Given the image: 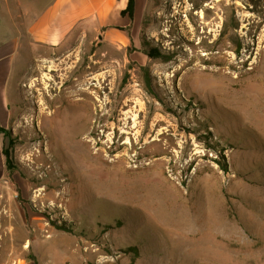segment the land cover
<instances>
[{
	"label": "rangeland",
	"instance_id": "1",
	"mask_svg": "<svg viewBox=\"0 0 264 264\" xmlns=\"http://www.w3.org/2000/svg\"><path fill=\"white\" fill-rule=\"evenodd\" d=\"M112 27L22 74L0 264H264V0H138ZM57 105L87 155L39 125ZM77 164L123 193L78 192Z\"/></svg>",
	"mask_w": 264,
	"mask_h": 264
},
{
	"label": "crops",
	"instance_id": "2",
	"mask_svg": "<svg viewBox=\"0 0 264 264\" xmlns=\"http://www.w3.org/2000/svg\"><path fill=\"white\" fill-rule=\"evenodd\" d=\"M128 0H0V126L8 128L13 94L27 72L37 46L58 47L81 40L88 32L110 43L114 25L125 26ZM138 0H135L137 12ZM124 38V31L119 30ZM0 131V194L7 168Z\"/></svg>",
	"mask_w": 264,
	"mask_h": 264
},
{
	"label": "bare ground",
	"instance_id": "3",
	"mask_svg": "<svg viewBox=\"0 0 264 264\" xmlns=\"http://www.w3.org/2000/svg\"><path fill=\"white\" fill-rule=\"evenodd\" d=\"M81 92H82V94L87 93L86 90H81ZM51 99L55 100V97H53ZM69 107H70L69 105H66V106L57 105L54 108V110H51V112L42 111L41 114L43 116V119L39 123V125L41 127H45V129H49L50 128V120H51L50 117L56 116L55 122L57 123V127L62 126V125H63V128L66 127L65 126V115H67V111L70 110ZM72 121H73V119H72ZM64 129H65L64 130V135H65V131L67 129L66 128H64ZM58 134L62 137L60 139H58L57 149H60L62 153L65 152L66 148H68V150L72 151L75 155H78V156L87 155L89 153V151H86L85 146L82 143H80L78 140L74 139V138H76L75 133L72 136H70L69 138H67L66 135H65L66 136L65 137L62 133H60V131H58ZM63 136H64V138H66V140H64ZM49 148L51 149L52 147L49 146ZM75 166L78 167V169L80 170V174L86 180V182L82 184L84 186V189L80 188V190L79 189L77 190L78 192L84 191V192H87L93 196H101L104 194L109 195V193H110V196H114V197L118 196L119 193H123V190L120 191V188H118L119 186H117L116 184L111 183L110 186H107V185L100 183V182L91 181L90 179H88V175L81 171L82 166L80 164H77ZM64 192H67L66 188H64ZM155 209H157V206L155 207Z\"/></svg>",
	"mask_w": 264,
	"mask_h": 264
},
{
	"label": "trees",
	"instance_id": "4",
	"mask_svg": "<svg viewBox=\"0 0 264 264\" xmlns=\"http://www.w3.org/2000/svg\"><path fill=\"white\" fill-rule=\"evenodd\" d=\"M134 11H135V0H128V4L124 10H122V15H128L131 20H133L134 17ZM147 54L149 56H156L159 55V51L157 48H151ZM0 131L5 132V136L9 137V143L7 145L4 144L3 153L5 155L6 160V168L8 171L13 170L15 167L14 159L12 155V148H13V139L10 137L8 131L0 126ZM222 167L224 169H227V163L224 157V162H222Z\"/></svg>",
	"mask_w": 264,
	"mask_h": 264
}]
</instances>
